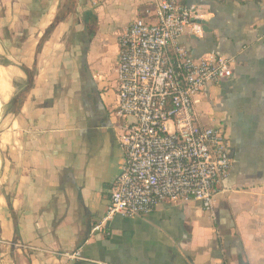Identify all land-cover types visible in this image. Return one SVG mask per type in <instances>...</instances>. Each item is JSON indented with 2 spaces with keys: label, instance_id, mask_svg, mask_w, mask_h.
<instances>
[{
  "label": "crops",
  "instance_id": "crops-1",
  "mask_svg": "<svg viewBox=\"0 0 264 264\" xmlns=\"http://www.w3.org/2000/svg\"><path fill=\"white\" fill-rule=\"evenodd\" d=\"M180 1L209 29L181 44L236 61L196 99L231 175L212 215L161 205L92 233L124 159L118 39L144 0H0V264H264V0Z\"/></svg>",
  "mask_w": 264,
  "mask_h": 264
},
{
  "label": "built area",
  "instance_id": "built-area-1",
  "mask_svg": "<svg viewBox=\"0 0 264 264\" xmlns=\"http://www.w3.org/2000/svg\"><path fill=\"white\" fill-rule=\"evenodd\" d=\"M144 6L118 39L115 115L124 159L107 216L92 233L117 215L147 217L161 205L198 203L212 215L233 169L229 137L201 123L196 99L232 78L236 61L216 53L196 58L181 44L186 35L203 37L201 10L180 0Z\"/></svg>",
  "mask_w": 264,
  "mask_h": 264
},
{
  "label": "trees",
  "instance_id": "trees-1",
  "mask_svg": "<svg viewBox=\"0 0 264 264\" xmlns=\"http://www.w3.org/2000/svg\"><path fill=\"white\" fill-rule=\"evenodd\" d=\"M181 2V1H180ZM182 3V2H181ZM32 88V84H30L29 85V87L27 88V90L25 91V93H24V100H25V98L27 97V95H28V92L30 91V89ZM18 98L16 97L14 100H13V102H12V105H17L18 104ZM21 103H23V101H21Z\"/></svg>",
  "mask_w": 264,
  "mask_h": 264
},
{
  "label": "water",
  "instance_id": "water-1",
  "mask_svg": "<svg viewBox=\"0 0 264 264\" xmlns=\"http://www.w3.org/2000/svg\"><path fill=\"white\" fill-rule=\"evenodd\" d=\"M202 25H203V31L204 32H209L208 24L206 22H202Z\"/></svg>",
  "mask_w": 264,
  "mask_h": 264
},
{
  "label": "bare ground",
  "instance_id": "bare-ground-1",
  "mask_svg": "<svg viewBox=\"0 0 264 264\" xmlns=\"http://www.w3.org/2000/svg\"><path fill=\"white\" fill-rule=\"evenodd\" d=\"M0 106H1V101H0ZM2 108V107H1Z\"/></svg>",
  "mask_w": 264,
  "mask_h": 264
}]
</instances>
